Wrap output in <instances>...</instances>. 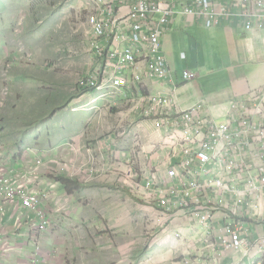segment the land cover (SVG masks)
<instances>
[{"label": "crops", "instance_id": "crops-1", "mask_svg": "<svg viewBox=\"0 0 264 264\" xmlns=\"http://www.w3.org/2000/svg\"><path fill=\"white\" fill-rule=\"evenodd\" d=\"M244 25L230 18L207 28L200 20L176 16L161 40L170 70L166 82L145 79L114 94L82 92L78 100L85 109L65 107L70 132L64 144L19 146L0 138V160L8 173L42 159L38 190L48 193L43 207L51 217L49 230L33 238L35 214L8 203L0 211V264H36V259L38 264H264V248L223 250L217 232H205L185 211L163 220L170 222L169 233L159 236L162 211L142 195L146 212H138L131 194L134 184L165 177L183 159L180 133L168 127L170 110L202 104L203 115L225 122L230 104L264 89V23L254 22L250 30ZM185 71L192 80L183 81ZM150 95L168 97L172 106L147 114ZM87 195L95 203L86 208ZM262 214L253 221L252 239L264 235ZM141 240L147 242L139 246Z\"/></svg>", "mask_w": 264, "mask_h": 264}, {"label": "built area", "instance_id": "built-area-1", "mask_svg": "<svg viewBox=\"0 0 264 264\" xmlns=\"http://www.w3.org/2000/svg\"><path fill=\"white\" fill-rule=\"evenodd\" d=\"M90 7V46L98 68L81 79L78 88L97 93L114 94L145 79L166 82L170 70L161 40L176 16L200 20L207 28L230 18L241 19L246 30L254 22L264 23V0H234L231 6L221 0H93ZM193 77L183 73V81ZM148 102L147 114L172 106L161 95L148 96ZM203 110L202 104L170 110L168 127L180 133L183 159L165 177L154 176L132 188L162 211L160 222L185 211L205 232H217L214 238L223 250L241 252L255 244L264 248V235H250L253 221L263 218L264 211V89L251 90L243 101L230 104L225 122L206 117ZM42 163L38 159L8 173L0 160V211L13 203L34 213L38 223L33 238L51 226L43 207L48 193L38 190ZM217 223L220 228L215 229Z\"/></svg>", "mask_w": 264, "mask_h": 264}, {"label": "rangeland", "instance_id": "rangeland-1", "mask_svg": "<svg viewBox=\"0 0 264 264\" xmlns=\"http://www.w3.org/2000/svg\"><path fill=\"white\" fill-rule=\"evenodd\" d=\"M92 1L0 0V138L43 148L69 140L65 107L85 109L78 82L98 68L90 46ZM131 194L138 212H146L142 194L133 189ZM94 203L90 195L82 199L86 208ZM161 223L159 236L169 233L170 222Z\"/></svg>", "mask_w": 264, "mask_h": 264}, {"label": "clouds", "instance_id": "clouds-1", "mask_svg": "<svg viewBox=\"0 0 264 264\" xmlns=\"http://www.w3.org/2000/svg\"><path fill=\"white\" fill-rule=\"evenodd\" d=\"M84 92H88V91H84ZM89 92H91V91H89Z\"/></svg>", "mask_w": 264, "mask_h": 264}]
</instances>
